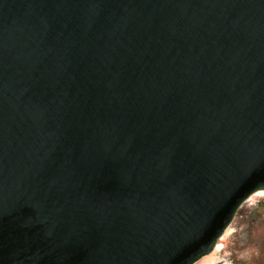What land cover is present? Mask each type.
<instances>
[{
  "label": "water",
  "instance_id": "obj_1",
  "mask_svg": "<svg viewBox=\"0 0 264 264\" xmlns=\"http://www.w3.org/2000/svg\"><path fill=\"white\" fill-rule=\"evenodd\" d=\"M264 189V0H0V264H192Z\"/></svg>",
  "mask_w": 264,
  "mask_h": 264
},
{
  "label": "rangeland",
  "instance_id": "obj_2",
  "mask_svg": "<svg viewBox=\"0 0 264 264\" xmlns=\"http://www.w3.org/2000/svg\"><path fill=\"white\" fill-rule=\"evenodd\" d=\"M212 250L192 264H206L211 253L212 264H264V189L241 202Z\"/></svg>",
  "mask_w": 264,
  "mask_h": 264
},
{
  "label": "bare ground",
  "instance_id": "obj_3",
  "mask_svg": "<svg viewBox=\"0 0 264 264\" xmlns=\"http://www.w3.org/2000/svg\"><path fill=\"white\" fill-rule=\"evenodd\" d=\"M259 192V191H258ZM213 251V250H212ZM214 256L215 255H212V253L211 254H209V255H207V257L206 258H204V260H203V263H206V264H212V262H214V260H215V258H214Z\"/></svg>",
  "mask_w": 264,
  "mask_h": 264
}]
</instances>
